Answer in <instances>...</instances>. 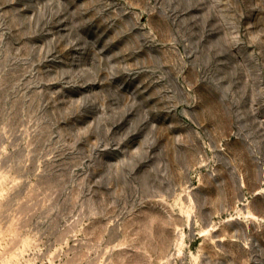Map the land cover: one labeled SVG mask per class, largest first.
Masks as SVG:
<instances>
[{
	"label": "rangeland",
	"instance_id": "rangeland-1",
	"mask_svg": "<svg viewBox=\"0 0 264 264\" xmlns=\"http://www.w3.org/2000/svg\"><path fill=\"white\" fill-rule=\"evenodd\" d=\"M0 264H264V0H0Z\"/></svg>",
	"mask_w": 264,
	"mask_h": 264
}]
</instances>
